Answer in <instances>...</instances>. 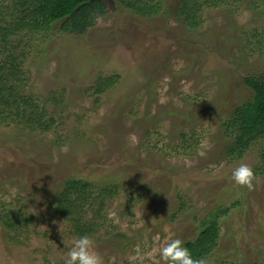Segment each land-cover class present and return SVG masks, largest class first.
<instances>
[{"label": "rangeland", "instance_id": "obj_1", "mask_svg": "<svg viewBox=\"0 0 264 264\" xmlns=\"http://www.w3.org/2000/svg\"><path fill=\"white\" fill-rule=\"evenodd\" d=\"M190 4L195 29L109 7L82 34L14 37L21 95L47 99L51 123L0 114V264H64L84 235L104 264H164L160 248L196 237L217 204L227 212L209 264H264V140L230 156L221 130L254 95L243 78L264 72V0ZM112 74L115 87L87 91ZM241 163L256 174L252 191L232 179ZM68 178L91 184L86 201L70 196L91 233L67 232L48 206ZM9 212L14 231L1 221Z\"/></svg>", "mask_w": 264, "mask_h": 264}, {"label": "trees", "instance_id": "obj_2", "mask_svg": "<svg viewBox=\"0 0 264 264\" xmlns=\"http://www.w3.org/2000/svg\"><path fill=\"white\" fill-rule=\"evenodd\" d=\"M10 1L11 8L4 7L0 2V55H5L0 58V114L26 119L33 129L39 128L42 131H46L51 123L45 106L47 99L21 95L20 84L24 79L22 68L24 60L23 48L19 50L14 40L18 34L21 35L22 32L29 35L40 34L38 36H47L48 33L53 32L82 34L94 26L98 17L104 15L109 7L114 11L125 9L147 18L160 15L166 18L172 16L174 20L191 29L198 28L201 24V19H198V14L195 12V6L190 4L192 0H181L178 4H175L173 0ZM212 4L217 5L218 1H213ZM12 42L14 43L13 49ZM105 55L112 54L105 52ZM119 79L120 76L117 74L106 77L99 75L87 91L101 95L105 90L115 87ZM243 82L253 90L254 95L250 100L233 104L234 108L221 129L226 139L225 152L230 156H241L254 141L264 140V72L244 77ZM49 93L53 96L52 101L56 103V94ZM125 93L130 92L126 90ZM59 96L61 98L62 94ZM54 121L52 120V123ZM90 186L91 184L83 179L68 178L64 180L62 190L50 198L48 206L52 213L61 219L67 232L91 233L92 224L78 213L76 202L70 199L71 195L79 196L82 193L83 201H86L89 197ZM76 212L77 215H75ZM226 212L222 204H217L209 213L210 219H204L200 224L196 237L184 242V246L191 251L193 257H205L208 260L219 238L217 216ZM1 221L9 230H15L16 224L11 212L1 216Z\"/></svg>", "mask_w": 264, "mask_h": 264}, {"label": "clouds", "instance_id": "obj_3", "mask_svg": "<svg viewBox=\"0 0 264 264\" xmlns=\"http://www.w3.org/2000/svg\"><path fill=\"white\" fill-rule=\"evenodd\" d=\"M232 179L238 186L252 191L255 188L254 181L257 180V177L249 164L241 163L233 170ZM114 216L115 214L112 213L109 218L112 219ZM159 256L164 264H209L205 257H193L191 251L184 246V241L181 239H174L160 248ZM64 264H104V260L95 250L93 239L84 235L73 238Z\"/></svg>", "mask_w": 264, "mask_h": 264}]
</instances>
